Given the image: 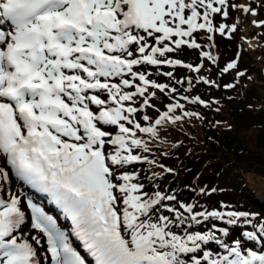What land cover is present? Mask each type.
<instances>
[{
	"label": "snow or ice",
	"instance_id": "6c2138e0",
	"mask_svg": "<svg viewBox=\"0 0 264 264\" xmlns=\"http://www.w3.org/2000/svg\"><path fill=\"white\" fill-rule=\"evenodd\" d=\"M262 9L0 0V264H264V209L213 202L223 190L169 140L194 121L234 127L208 118L223 107L212 90L251 77L239 51L221 67L217 34Z\"/></svg>",
	"mask_w": 264,
	"mask_h": 264
},
{
	"label": "trees",
	"instance_id": "16d2710c",
	"mask_svg": "<svg viewBox=\"0 0 264 264\" xmlns=\"http://www.w3.org/2000/svg\"><path fill=\"white\" fill-rule=\"evenodd\" d=\"M238 15V26L241 27L238 38L217 34L220 64L222 67L227 59L234 58L239 51L240 59H245L242 64L239 63L243 68H249L252 77L242 79L240 88L232 95L230 91L218 90L222 111L206 112L209 119H224L234 127L221 132L210 128L207 123L201 125L194 121V126H185V132L173 130L169 140L175 136L187 141L179 149L182 154L191 149V154L185 155L183 162L193 171H201L205 183L226 187L228 193L243 200L244 205L260 211L264 209V111L257 106L264 105V29L251 21L258 19L259 15H263L260 19H264V9L257 16ZM194 56V53H188L187 58L194 59ZM233 76L234 73L226 74L223 79L228 82ZM206 88L201 86L198 91L204 92ZM212 92L215 93L214 90ZM248 104L253 105L251 110L247 108ZM209 136L213 139L209 140ZM157 147L161 152L169 149L175 152L169 143L157 142Z\"/></svg>",
	"mask_w": 264,
	"mask_h": 264
},
{
	"label": "rangeland",
	"instance_id": "374dc122",
	"mask_svg": "<svg viewBox=\"0 0 264 264\" xmlns=\"http://www.w3.org/2000/svg\"><path fill=\"white\" fill-rule=\"evenodd\" d=\"M241 2H244V0H241ZM242 13V12H241ZM240 13V14H241ZM238 14L236 13V12H233L232 13V15L227 19V23H229V24H231V23H233V22H236V16H237ZM261 15V14H260ZM259 15V17H258V19H260V18H262L263 17V15L262 16H260ZM240 28L241 27H239L238 25H237V30L235 31V33H234V35H233V37L232 38H238L239 37V34H240ZM245 61V59L244 58H241L240 59V62H241V64L243 63ZM240 64V66L242 67V65ZM243 66H245L246 67V65H243ZM243 68V67H242ZM247 69V68H246ZM248 70V73H247V75L248 76H250V77H252V74L250 73V70H249V68L247 69ZM178 71H180V72H187L188 70L187 69H178ZM245 78H247V77H245ZM244 85H246V83H244ZM240 88V84L235 88V89H233V90H225V92H228V91H230V94L232 95V94H234V92L236 91V90H238ZM214 91H215V93H213L214 95H216V96H218L219 97V95L220 94H218V90H216V89H213ZM221 90V89H220ZM224 92V93H225ZM220 189H222L223 191L222 192H220V193H216V194H213V197H212V200H213V202H215V201H217V200H226V201H228L229 203H231V204H233V205H235V206H237V207H239V208H243V209H246V210H248V209H250V210H254V211H259V210H257L255 207H253V206H246V205H244V201L243 200H241V199H239V198H236L234 195H232V193L230 192V193H228V190H227V188L226 187H219ZM228 193V194H227Z\"/></svg>",
	"mask_w": 264,
	"mask_h": 264
},
{
	"label": "bare ground",
	"instance_id": "6f19581e",
	"mask_svg": "<svg viewBox=\"0 0 264 264\" xmlns=\"http://www.w3.org/2000/svg\"><path fill=\"white\" fill-rule=\"evenodd\" d=\"M258 199V198H257Z\"/></svg>",
	"mask_w": 264,
	"mask_h": 264
}]
</instances>
